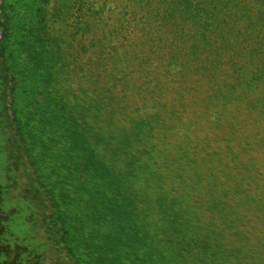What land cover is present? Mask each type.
<instances>
[{"label": "rangeland", "instance_id": "rangeland-1", "mask_svg": "<svg viewBox=\"0 0 264 264\" xmlns=\"http://www.w3.org/2000/svg\"><path fill=\"white\" fill-rule=\"evenodd\" d=\"M177 8L187 67L151 79L124 61L153 36L142 0H21L17 16L38 36L0 61V108L63 189L10 219L58 227L26 264H264V226L219 207L235 190L249 196L235 182L252 190L264 175V0ZM259 188L250 197L263 210Z\"/></svg>", "mask_w": 264, "mask_h": 264}, {"label": "trees", "instance_id": "trees-1", "mask_svg": "<svg viewBox=\"0 0 264 264\" xmlns=\"http://www.w3.org/2000/svg\"><path fill=\"white\" fill-rule=\"evenodd\" d=\"M258 136L264 143V133ZM38 148L39 144L35 143L31 135L19 131L16 122L0 108V264H26L29 251H41L55 246L59 238L55 224L36 226L38 220L32 217L19 220L17 218L16 223L10 221L15 214H20V203L32 205L47 197L49 199L51 195L56 199L63 194V189H58L62 182L61 177H52L53 164ZM213 151L215 157L222 159L224 165H236L231 164L232 158H223L220 150ZM228 153L231 154V151ZM235 183L237 189L248 190L249 196L243 191L235 190L233 199L225 201L219 207L241 216L255 229L264 226V209L259 204L252 203L250 197L251 192L260 190V185H264V175L254 181L252 190L243 180ZM6 222L14 225V228H3L2 224ZM19 227L25 229L22 236L17 234ZM8 232L9 238L2 244V237Z\"/></svg>", "mask_w": 264, "mask_h": 264}, {"label": "clouds", "instance_id": "clouds-1", "mask_svg": "<svg viewBox=\"0 0 264 264\" xmlns=\"http://www.w3.org/2000/svg\"><path fill=\"white\" fill-rule=\"evenodd\" d=\"M177 3L178 0H142L144 10L150 13L148 28L153 36L147 47L124 61L135 64L147 78L179 76L187 67L185 32L174 22ZM20 8L21 0H0V61L27 52L37 39L38 31L17 16ZM254 47L264 49V34L257 37ZM25 68L20 65L12 78L19 81Z\"/></svg>", "mask_w": 264, "mask_h": 264}, {"label": "water", "instance_id": "water-1", "mask_svg": "<svg viewBox=\"0 0 264 264\" xmlns=\"http://www.w3.org/2000/svg\"><path fill=\"white\" fill-rule=\"evenodd\" d=\"M183 14H181V15H178V17H174V22L175 23H177L178 22V20L180 19V17L182 16Z\"/></svg>", "mask_w": 264, "mask_h": 264}]
</instances>
